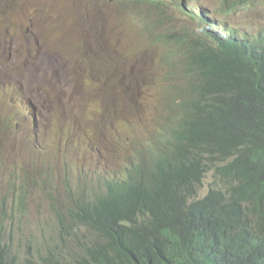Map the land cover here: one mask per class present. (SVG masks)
<instances>
[{
  "label": "trees",
  "instance_id": "16d2710c",
  "mask_svg": "<svg viewBox=\"0 0 264 264\" xmlns=\"http://www.w3.org/2000/svg\"><path fill=\"white\" fill-rule=\"evenodd\" d=\"M50 1L90 10L53 14L40 2L0 0V93L8 92L11 101L19 92L25 121H40L41 90L26 76H40L55 100L63 97L69 80L66 71L37 62L43 50L81 63L83 75L73 80L94 89L89 99L98 102L102 84L97 80L103 83L112 52L144 29L151 33L148 47L163 67L155 68L162 80L153 97L154 121L118 110L127 122L111 133L113 148L134 156L124 160L130 164L121 176L117 168L84 196L71 191L72 168L61 167L68 170L66 199L52 196L56 225L41 228L37 255L30 240L19 239L17 248V224L30 171L48 176L50 169L39 166L48 159L46 148L39 144L45 149L39 164L32 159L11 169L4 160L12 153L0 144V264H264V26L248 32L228 18L264 9V0H209L212 9L198 0H171L196 26L183 31L160 25L164 18L155 10L163 0ZM137 4H145L144 15L132 9ZM11 12L25 16L22 28L12 25ZM108 41L119 46L98 51ZM153 69L126 84V110L133 106L143 114L140 100L152 97L146 80ZM78 98L73 94L70 102L77 105ZM104 109L111 115L113 109L106 104ZM80 115L84 120L85 113ZM57 118L61 139L60 112ZM12 120H5L8 132ZM83 133L89 135L87 125ZM135 133L134 146L124 147L122 139L133 141ZM65 138L69 143L57 151L54 164L78 162L82 168L94 140L77 138L72 130Z\"/></svg>",
  "mask_w": 264,
  "mask_h": 264
},
{
  "label": "rangeland",
  "instance_id": "374dc122",
  "mask_svg": "<svg viewBox=\"0 0 264 264\" xmlns=\"http://www.w3.org/2000/svg\"><path fill=\"white\" fill-rule=\"evenodd\" d=\"M33 3L40 2L53 14H64L69 11L74 13L89 12L90 9H84L82 6L78 9H72L66 2H52L50 0H32ZM202 6L211 8L209 0H198ZM113 2L112 5H114ZM220 2L218 1L217 7ZM156 15H161L163 21L161 26L175 27L178 31L195 30L196 26L192 24V20L179 12L177 6L171 0H163V5L156 7ZM205 12V11H204ZM231 25L237 29L248 32L259 31L264 26V9H253L249 12H235L228 16ZM9 20L15 27L22 28L23 22L27 21L25 16L20 13L11 12ZM158 30V28H150V31ZM151 33L144 32L142 35H137L135 32L127 41L122 39L121 47L112 52V59L109 64V57L104 62L109 64L108 68L101 74L100 79L103 83L97 80V86H102L101 96L98 102L90 100V90L88 86L80 81L73 79L83 75V65L79 62H65L53 53H48L46 50L37 55V62L47 68H53L57 73L66 71L69 74V80L65 81L63 97L55 100L53 91L49 85H43L40 76H26V82L35 83L41 90L38 92L37 104L39 110V120L36 124H31L25 121V118L19 114L20 106L24 101L19 102L20 96L17 92L16 99H9L8 92L0 93V144L6 146V149L12 154L7 155L4 160V167L11 169L23 164L29 165L32 159H35L37 164L40 163L42 155L45 152L42 144L46 148L45 163L39 165L41 168H49L47 177H40L30 171V176L27 178V199L25 208L19 215L17 224L18 239L16 246L19 248L20 240L31 242L30 251L33 255H37L36 244L39 241V233L41 228L50 231L56 225V218L51 207V199L54 196L56 199H66L67 182L64 179L67 169H62V166L72 168L73 180L71 183V191H83L84 196L90 195V189L97 185L96 180H108L114 171L118 168V173L121 176L124 173L126 164L124 160L133 158V155L123 152L116 147L113 148V137L111 133L116 128H121L127 122V116L120 118L118 110L121 108L129 115L135 114L143 118L141 109L130 106L127 110L124 103V92L126 84L132 79L133 75L144 76L148 74L149 68H160L157 64L156 54L150 51L149 42ZM112 46H119L116 42L108 41L104 47H99L98 51L109 50ZM20 55L24 53V47L18 52ZM133 73V74H132ZM78 95L77 105L70 102V97ZM36 104V103H35ZM113 109L109 111L111 115H107L104 106ZM153 107V106H152ZM60 112L63 120L61 122V139H59V122L57 112ZM85 113V119L80 120L81 113ZM13 117L12 131L5 130L6 118ZM29 120V119H27ZM18 121V124H17ZM90 128V133L85 136L83 133L84 127ZM41 127V128H40ZM75 131L77 138L93 139L95 146L93 150L87 152L84 157V170L80 172V163L73 162L71 165L54 164L57 158V151L68 145L69 139L65 138L70 131ZM40 132V135H38ZM83 134V135H82ZM145 138V136H142ZM138 134L135 133L133 141L122 139V145L130 148L136 143ZM37 154V155H36ZM109 155L110 158H106ZM40 159V160H39ZM61 177H57L58 173ZM82 177L77 180V175ZM106 174V175H105ZM105 175V176H104ZM104 176V177H103ZM209 179V176L206 180ZM207 186L201 190L203 195ZM21 231L25 235H21ZM31 231V234L27 232Z\"/></svg>",
  "mask_w": 264,
  "mask_h": 264
},
{
  "label": "clouds",
  "instance_id": "9594fccd",
  "mask_svg": "<svg viewBox=\"0 0 264 264\" xmlns=\"http://www.w3.org/2000/svg\"><path fill=\"white\" fill-rule=\"evenodd\" d=\"M132 9L135 10L136 13H140L142 15L145 14L146 12V6L145 4H137L136 6H132ZM158 59L157 58V64L160 68H163L159 63H158ZM162 80V76L160 74V70L158 69H153L152 70V75L151 77H149L146 80V87H147V91L150 92L152 94V97L150 98H143L140 100L142 106H143V120L147 121V122H152L154 121V115H153V111H155L154 106L152 105L153 103V97L155 94L156 89L160 86V82ZM153 106V107H152ZM149 117H152L151 119ZM90 129V128H89ZM37 155V154H36ZM43 155V154H42ZM42 155H38V156H42ZM40 160V159H39ZM83 168V169H82ZM80 168L79 170L82 172L84 170V165L83 167ZM82 169V170H81Z\"/></svg>",
  "mask_w": 264,
  "mask_h": 264
}]
</instances>
